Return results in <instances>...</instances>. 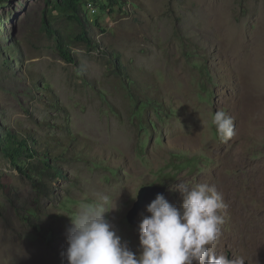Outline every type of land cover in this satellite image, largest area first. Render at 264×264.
Returning <instances> with one entry per match:
<instances>
[{
	"label": "rangeland",
	"instance_id": "374dc122",
	"mask_svg": "<svg viewBox=\"0 0 264 264\" xmlns=\"http://www.w3.org/2000/svg\"><path fill=\"white\" fill-rule=\"evenodd\" d=\"M84 11L92 46L54 0L0 1V138L17 132L40 157L15 166L0 149V264H67V215L97 193L118 205L107 218L136 252L150 214L131 224L132 197L157 184L179 206L180 181L223 194L219 254L264 264V0ZM218 110L234 121L228 142L212 124Z\"/></svg>",
	"mask_w": 264,
	"mask_h": 264
},
{
	"label": "clouds",
	"instance_id": "9594fccd",
	"mask_svg": "<svg viewBox=\"0 0 264 264\" xmlns=\"http://www.w3.org/2000/svg\"><path fill=\"white\" fill-rule=\"evenodd\" d=\"M212 124L222 142L235 135L233 118L223 110L214 113ZM176 189L182 198L179 206L165 198L166 187L146 206L150 215L138 225L136 252L107 218L118 208L110 206L109 195L97 193L81 202L74 215H67L71 226L62 253L67 264H246L243 257L228 259L216 251L228 208L217 187L180 181Z\"/></svg>",
	"mask_w": 264,
	"mask_h": 264
},
{
	"label": "trees",
	"instance_id": "16d2710c",
	"mask_svg": "<svg viewBox=\"0 0 264 264\" xmlns=\"http://www.w3.org/2000/svg\"><path fill=\"white\" fill-rule=\"evenodd\" d=\"M88 1L99 4V8L103 11L107 10V8L110 9L111 3L117 5L121 3V0H54V4L55 7L58 9L66 8L71 10L73 14V19L78 23L81 28L80 38L83 42H85L87 46H92L90 38L87 36V31L85 29L83 20V17L86 16V12L84 11V3ZM57 44L59 45V48L61 50H67L68 52L67 47L60 39L57 40ZM1 135L2 137L0 138V149L15 166L23 155H28V158L31 160L40 158L37 154L36 149L29 145L28 139L19 135L17 132L5 129L4 132L1 133ZM40 162L46 164L44 161ZM18 170L28 179L33 180V182H36L35 177H33L32 174L28 171V168L23 169L18 167Z\"/></svg>",
	"mask_w": 264,
	"mask_h": 264
},
{
	"label": "water",
	"instance_id": "95a60500",
	"mask_svg": "<svg viewBox=\"0 0 264 264\" xmlns=\"http://www.w3.org/2000/svg\"><path fill=\"white\" fill-rule=\"evenodd\" d=\"M165 187L160 185H147L139 189L136 201H134L133 206L127 213V219L131 224L137 223L136 216L138 212L146 207L149 202H151L157 194H164Z\"/></svg>",
	"mask_w": 264,
	"mask_h": 264
},
{
	"label": "bare ground",
	"instance_id": "6f19581e",
	"mask_svg": "<svg viewBox=\"0 0 264 264\" xmlns=\"http://www.w3.org/2000/svg\"><path fill=\"white\" fill-rule=\"evenodd\" d=\"M254 237V236H253ZM257 243V242H256ZM256 245V244H255Z\"/></svg>",
	"mask_w": 264,
	"mask_h": 264
}]
</instances>
